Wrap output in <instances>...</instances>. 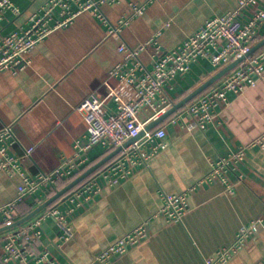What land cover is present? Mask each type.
I'll return each mask as SVG.
<instances>
[{"label":"crops","instance_id":"1","mask_svg":"<svg viewBox=\"0 0 264 264\" xmlns=\"http://www.w3.org/2000/svg\"><path fill=\"white\" fill-rule=\"evenodd\" d=\"M49 1L13 0L20 14L7 13L1 36L29 29L33 16ZM132 4H145L144 13L132 17L119 34L111 35L110 25L130 17ZM236 7L237 0H121L106 4L102 12L109 24L85 12L40 42L29 56V67L1 71L0 132L11 128L13 138L3 143L8 156L17 160L19 171L0 168V206L17 197L21 173L35 178L53 172L63 158L75 157L86 146L87 124L77 108L94 91L105 95V81L126 97L138 98L133 85H121L118 78L110 77L124 60L118 50L121 43L137 49L155 40L166 50H176L208 19ZM154 51L152 45L140 56L148 68ZM211 71L206 60L195 63L189 72L178 74L166 91L178 102L203 84ZM229 97L230 105L206 130L188 132L184 128L187 119L168 125L167 148L153 158L149 168L139 167L120 185L106 187L82 209L73 220L74 234L68 242L60 240L58 223L46 219L41 247L60 264H104L96 258L105 249L148 221L149 237L109 264H205L207 258L233 244L244 226L260 221L252 238L227 264H264V149L247 151L239 167L245 175L243 181L229 174L235 185L233 194L217 181L190 192L189 212L182 222H169L160 212L162 192L189 190L211 171L215 161L264 132V78L255 88ZM107 106L109 111L116 108L111 101ZM31 146H36L35 152L25 157L24 148ZM107 151L100 145L88 150L87 164ZM52 189L43 186L19 204L15 218L48 200ZM3 243L1 234L0 252Z\"/></svg>","mask_w":264,"mask_h":264},{"label":"built area","instance_id":"2","mask_svg":"<svg viewBox=\"0 0 264 264\" xmlns=\"http://www.w3.org/2000/svg\"><path fill=\"white\" fill-rule=\"evenodd\" d=\"M121 0H50L32 18L29 29L1 36L2 24L7 13L19 15L13 0H0V72L24 70L30 66V54L37 45L54 31L68 26L81 14L92 12L101 21L109 24L102 12V6ZM145 4H132V15L123 18L116 26L110 25V34H119L134 16L145 11ZM264 26V0H237V7L224 14L208 19L204 27L189 37L179 49L166 50L155 40H150L137 49L125 43L119 45L124 60L111 73L120 84H131L138 91V98L130 99L118 92L109 81L103 87L105 95L98 91L90 93L77 108L87 124L88 143L72 158H63L58 168L32 178L23 175L17 197L0 206V223L10 224L17 220L15 212L19 204L35 195L43 186L54 188L61 179L79 172L88 158L85 153L95 146L107 150L123 147L121 153L106 167L74 188L66 200L47 208L27 223L3 233L4 243L0 252V264H60L49 250L41 247L44 236L42 225L54 219L60 227L59 238L68 242L73 237V220L82 209L89 207L106 187H116L131 178L139 167H150L154 157L167 148V126L187 119L184 128L188 132L206 130L214 124L221 112L230 105V94L241 95L264 78V48L247 57L235 69L217 81L208 90L190 101L181 110L151 131L146 127L168 111L176 103L166 91L180 73L189 72L193 64L206 60L211 69L225 67L246 55L261 36ZM155 48L152 67L141 60L142 52L151 46ZM142 71L138 75V71ZM116 108L108 109V102ZM144 116V117H142ZM144 135L140 136L142 132ZM140 136V137H139ZM13 138L10 127L0 132V168L15 173L19 171L17 160L9 157L3 141ZM139 137V138H137ZM137 138L127 147L124 145ZM17 140H14L16 142ZM252 148L264 149V132L250 144L241 147L212 164L211 171L189 190L179 194L162 192L163 206L160 210L169 222H182L189 212L188 197L199 186L221 182L230 194L235 192L229 174H236L243 181L245 175L239 167L245 162L247 151ZM36 146L24 148L25 157H32ZM260 221H253L237 234L230 246L222 248L216 256L207 258L205 264H227L252 238ZM149 222H143L131 232L105 249L96 259L104 264L124 255L149 237Z\"/></svg>","mask_w":264,"mask_h":264},{"label":"water","instance_id":"3","mask_svg":"<svg viewBox=\"0 0 264 264\" xmlns=\"http://www.w3.org/2000/svg\"><path fill=\"white\" fill-rule=\"evenodd\" d=\"M264 48V37L260 39L252 48L250 51L241 57L238 60L233 61L229 65L222 68L218 73L213 75L210 79L205 81L203 84H201L198 88L193 90L190 94L185 96L180 101L176 102L172 108H170L168 111H166L163 115H161L158 119L153 121L151 124H149L146 127V131H151L157 128L159 125H161L165 120H167L169 117L174 115L177 111L181 110L185 105H187L190 101L195 99L197 96L208 90L212 85H214L217 81L222 79L226 74H228L230 71L235 69L242 61H244L247 57L252 56L253 54L257 53L261 49ZM144 131L140 134V136L144 135ZM139 136V137H140ZM137 137V138H139ZM137 138H134L127 142L124 147H127L130 143L134 142ZM123 150V147H118L114 151H112L110 154H108L106 157L101 159L98 163L90 167L88 170H86L84 173H82L80 176L75 178L72 182H70L67 186L64 188L57 190L56 193L50 197L48 200L40 204L37 208H35L32 212H30L28 215L21 217L14 222L10 224H6L4 226L0 227V234H3L5 232H8L12 229H15L17 227H20L21 225L27 223L32 218H34L36 215L50 207L53 203H55L57 200L61 199V201H64L67 199V197L72 193L73 189L78 186L81 182H83L85 179H87L89 176H91L93 173H95L97 170H99L101 167L106 165L108 162H110L112 159L117 157L121 151Z\"/></svg>","mask_w":264,"mask_h":264},{"label":"trees","instance_id":"4","mask_svg":"<svg viewBox=\"0 0 264 264\" xmlns=\"http://www.w3.org/2000/svg\"><path fill=\"white\" fill-rule=\"evenodd\" d=\"M223 67H219L216 69H212V71L206 76V78H204L203 81H206L207 79H210L213 75H215L216 73H218ZM203 83V82H202ZM212 87V86H211ZM193 89L190 91L192 92ZM189 92V93H190ZM113 150H108L107 152H105L102 156H100L99 158H97L96 160L91 161L90 163L86 164L79 172L75 173L74 175H72L69 178H65V179H61L57 182V184L55 185V187L49 192V198L52 197L57 190H60L62 188H64L65 186H67L70 182H72L75 178H77L78 176H80L82 173H84L86 170H88L90 167H92L93 165H95L96 163H98L101 159H103L105 156H107L108 154H110ZM113 160V159H112ZM111 160V161H112ZM110 161V162H111ZM110 162H108L106 165H104L103 167H101L99 170H97L95 173H93L91 176H89L87 179H89L90 177H92L93 175H95L97 172H99L101 169H103L104 167H106ZM87 179H85L84 181H86ZM83 181V182H84ZM83 182H81L80 184H82ZM79 184V185H80ZM78 185V186H79ZM76 186V187H78ZM75 187V188H76ZM61 201V199L57 200L55 203H53L50 207L51 208L55 205H57L59 202ZM19 207V205H18ZM17 207V210H18ZM34 209H30L28 212H25L24 214H21V217H24L26 215H28L30 212H32ZM4 223H0V227L4 226Z\"/></svg>","mask_w":264,"mask_h":264},{"label":"rangeland","instance_id":"5","mask_svg":"<svg viewBox=\"0 0 264 264\" xmlns=\"http://www.w3.org/2000/svg\"><path fill=\"white\" fill-rule=\"evenodd\" d=\"M1 235V234H0Z\"/></svg>","mask_w":264,"mask_h":264}]
</instances>
